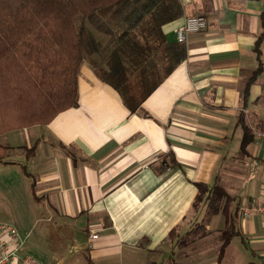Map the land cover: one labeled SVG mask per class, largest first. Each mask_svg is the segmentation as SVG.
<instances>
[{"label": "crops", "instance_id": "obj_1", "mask_svg": "<svg viewBox=\"0 0 264 264\" xmlns=\"http://www.w3.org/2000/svg\"><path fill=\"white\" fill-rule=\"evenodd\" d=\"M180 2L183 15L161 27L167 42L189 16L207 28L164 78L158 57V85L136 113L86 62L76 107L7 131L0 117V223L25 241L10 264H264V216L240 213L264 203V69L249 83L264 0ZM196 183L223 187L226 211L195 206Z\"/></svg>", "mask_w": 264, "mask_h": 264}, {"label": "trees", "instance_id": "obj_2", "mask_svg": "<svg viewBox=\"0 0 264 264\" xmlns=\"http://www.w3.org/2000/svg\"><path fill=\"white\" fill-rule=\"evenodd\" d=\"M182 15L180 0H0V117L13 122L2 130L48 124L76 107L86 62L136 113L158 85L160 57L163 78L187 58L185 43H169L161 31ZM261 24L259 65L249 83L264 69V12ZM243 129L242 148L253 140L245 123ZM8 152L0 143V162ZM196 186L195 206L205 203L213 214L226 211L220 207L227 196L223 187Z\"/></svg>", "mask_w": 264, "mask_h": 264}, {"label": "built area", "instance_id": "obj_3", "mask_svg": "<svg viewBox=\"0 0 264 264\" xmlns=\"http://www.w3.org/2000/svg\"><path fill=\"white\" fill-rule=\"evenodd\" d=\"M207 25L208 21L202 15L187 17L176 30L177 41L186 43L189 34L201 32L207 28ZM240 213L245 218L264 216V203L245 201L240 206ZM24 242L17 227L9 223H0V264H10L19 259ZM21 262L22 264H44L32 255L22 257Z\"/></svg>", "mask_w": 264, "mask_h": 264}, {"label": "rangeland", "instance_id": "obj_4", "mask_svg": "<svg viewBox=\"0 0 264 264\" xmlns=\"http://www.w3.org/2000/svg\"><path fill=\"white\" fill-rule=\"evenodd\" d=\"M41 228H42V227L39 225V226H37V228L35 227V228L32 229V232L30 233V234H31V235H30L31 237L29 236L31 241H33V240L36 238V235H35V234H36V232H37L38 230H40ZM165 255H166V254H165L164 252H154V253H153V256H155V257H161V258H164ZM143 256H144V257H147V253L144 252V253H143ZM161 262H162V261H161ZM162 263L165 264L164 262H162ZM48 264H49V263H48Z\"/></svg>", "mask_w": 264, "mask_h": 264}]
</instances>
